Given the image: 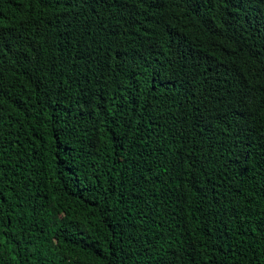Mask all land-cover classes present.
Wrapping results in <instances>:
<instances>
[{"label": "trees", "instance_id": "trees-1", "mask_svg": "<svg viewBox=\"0 0 264 264\" xmlns=\"http://www.w3.org/2000/svg\"><path fill=\"white\" fill-rule=\"evenodd\" d=\"M0 264H264V0H0Z\"/></svg>", "mask_w": 264, "mask_h": 264}]
</instances>
